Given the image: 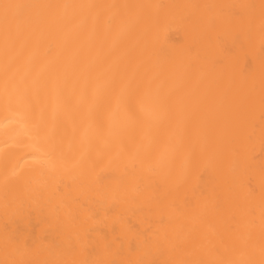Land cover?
Listing matches in <instances>:
<instances>
[{
    "label": "bare ground",
    "instance_id": "bare-ground-1",
    "mask_svg": "<svg viewBox=\"0 0 264 264\" xmlns=\"http://www.w3.org/2000/svg\"><path fill=\"white\" fill-rule=\"evenodd\" d=\"M0 264H264V0H0Z\"/></svg>",
    "mask_w": 264,
    "mask_h": 264
}]
</instances>
